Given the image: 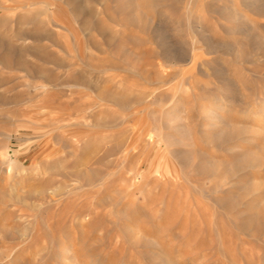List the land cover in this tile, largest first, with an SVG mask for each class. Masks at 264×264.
Listing matches in <instances>:
<instances>
[{
  "label": "rangeland",
  "instance_id": "374dc122",
  "mask_svg": "<svg viewBox=\"0 0 264 264\" xmlns=\"http://www.w3.org/2000/svg\"><path fill=\"white\" fill-rule=\"evenodd\" d=\"M257 2L0 0V264H32L12 244L45 220L82 251L129 233L161 264H264Z\"/></svg>",
  "mask_w": 264,
  "mask_h": 264
},
{
  "label": "bare ground",
  "instance_id": "6f19581e",
  "mask_svg": "<svg viewBox=\"0 0 264 264\" xmlns=\"http://www.w3.org/2000/svg\"><path fill=\"white\" fill-rule=\"evenodd\" d=\"M71 2H72V0H70ZM69 0H68V2H70ZM83 1H85V0H83ZM228 1V0H227ZM251 1V0H250ZM105 2V1H104ZM106 3V2H105ZM103 4V3H102ZM32 5V4H31ZM207 5V4H206ZM207 7V6H206ZM210 7V6H209ZM234 7V6H233ZM254 7V8H253ZM252 8V10L253 11H255V12H257L258 14H260V16H262V15H264V0H258V2L253 6ZM105 8H107V7H105ZM235 8V7H234ZM94 13V12H93ZM108 13V12H107ZM107 13H106V16L108 17V15H107ZM110 13V12H109ZM108 13V14H109ZM89 15H90V13H88ZM87 14V15H88ZM93 15V14H92ZM224 15V14H223ZM239 15V14H238ZM257 15V14H256ZM110 16H113L114 17V15H110ZM109 16V17H110ZM211 16V15H210ZM245 16V15H244ZM181 17V16H180ZM190 18V17H189ZM214 18V17H213ZM198 19V18H197ZM100 21L102 20V19H99ZM117 20V19H116ZM193 20H194V18H193ZM239 20V19H238ZM103 21L104 20H102L101 22L103 23ZM108 21V20H107ZM96 22V21H95ZM95 22H94V24H95ZM115 22V21H114ZM122 22V21H121ZM97 23V22H96ZM118 23V22H117ZM255 23H258V22H256L255 21ZM98 24V23H97ZM238 24V23H237ZM85 25V24H84ZM92 25V24H91ZM96 25V24H95ZM102 25H105L104 23L102 24ZM85 26H89V24H88V22L86 23V25ZM94 26V25H93ZM233 26H234V24H233ZM235 26H237L236 24H235ZM238 26H240V25H238ZM237 26V27H238ZM254 26H256V25H254ZM98 26H96L95 27V29L97 28ZM211 27H213L212 25H211ZM241 28H242V26H240ZM105 28V27H104ZM213 28H215V27H213ZM231 28H232V25H231ZM35 29V28H34ZM98 30H99V28H97ZM96 29V30H97ZM140 29H142L141 27H140ZM189 29V28H188ZM216 29H217V27H216ZM220 30H221V28H219ZM218 29V30H219ZM233 29V28H232ZM235 30H237V28H234ZM103 28H101V31H100V33H102L103 32ZM215 30V29H214ZM213 30V31H214ZM222 30H224V29H222ZM241 30V29H240ZM255 30H253V32H254ZM249 32V31H248ZM256 32V31H255ZM254 32V33H255ZM99 33V32H98ZM99 33V34H100ZM215 33V32H214ZM213 33V34H214ZM226 33V32H225ZM259 32H257V33H255V35H257ZM241 34V33H240ZM215 35V34H214ZM239 34L237 33V36H238ZM249 35H251V33L249 34ZM93 36V35H92ZM106 36V34H104L103 35V37H105ZM112 36H114V35H112ZM112 36L110 35V37L112 38ZM117 36V35H116ZM115 36V37H116ZM245 36V35H244ZM242 37V36H241ZM248 37H251V36H248ZM106 38H107V36H106ZM108 38H109V36H108ZM93 39V38H92ZM92 39H90V43L92 44V46H95V47H97L96 45H97V42H95V41H92ZM245 39V38H244ZM244 39H243V42H245L244 41ZM249 39V38H248ZM105 40H108V39H104V41ZM239 40H240V38H239ZM242 40V39H241ZM111 41V40H110ZM110 41H108V42H110ZM252 41V40H251ZM239 43V42H238ZM237 43V44H238ZM6 44V43H5ZM100 44V43H99ZM102 44H103V42H102ZM236 44V45H237ZM240 44H242V43H240ZM240 44H238V45H240ZM244 44V43H243ZM263 44V43H262ZM261 44V45H262ZM234 45V44H233ZM249 45V44H248ZM101 46H99L98 48H100ZM251 47H254L255 48V45H251ZM94 48V47H93ZM137 48V47H136ZM23 49V48H22ZM97 49V48H96ZM103 49V48H102ZM243 49H245V48H243ZM100 50H101V48H100ZM104 50V49H103ZM102 50V51H103ZM260 50V49H259ZM22 51V50H21ZM106 51V50H105ZM244 51V50H243ZM252 51V50H251ZM255 51H257V49L255 50ZM260 52V51H259ZM261 52H263V51H261ZM35 53V52H34ZM238 53H240V52H238ZM237 53V54H238ZM241 53H242V55H240V54H238L240 57L241 56H243L244 57V52H242V50H241ZM256 53V52H255ZM264 53V52H263ZM223 54V53H222ZM245 54H247V53H245ZM259 54V53H258ZM262 55H264V54H262ZM261 54H260V56H262ZM256 56V55H255ZM254 55H252L251 54V58H249L248 59V61H250V62H252V64L254 65V68H255V70L256 69H262V68H264V61L263 62H261V61H259L258 59H256L257 57H255ZM258 56V55H257ZM259 56V57H260ZM108 60V59H107ZM107 60H106V62H107ZM238 60H239V58H238ZM241 60H243V58L241 59ZM244 60H247V59H244ZM65 61V60H64ZM109 61V60H108ZM225 61V60H224ZM230 61V60H229ZM51 62V61H50ZM239 62H242V61H239ZM110 65H111V67H117V66H119L120 64L117 62V61H111L110 60V62H108ZM231 65H232V62L230 63ZM229 64V65H230ZM244 65H245V63H243ZM240 65H241V63H240ZM244 65H243V68H244ZM102 66H104V65H102ZM226 66H227V64H226ZM233 66V65H232ZM247 66V65H246ZM227 67H229V66H227ZM119 68V67H118ZM234 67H232L231 69H233ZM252 68V67H251ZM254 68H253V70L252 71H254ZM230 70V69H229ZM244 70H245V68H244ZM30 71V70H29ZM236 71V70H235ZM257 71H259V70H257ZM264 71V69L262 70V72ZM260 72V71H259ZM237 74V73H236ZM258 74H261V73H258ZM263 74V73H262ZM236 77V76H235ZM242 78H244V77H242ZM264 78V77H263ZM53 79V78H52ZM249 79V78H248ZM238 80V79H237ZM236 82V81H235ZM261 83H262V88L264 89V80L263 79H261V81H260ZM252 87V86H251ZM259 88V87H258ZM261 91V90H260ZM259 91V92H260ZM252 92V91H251ZM259 94H261V93H259ZM250 97V96H249ZM22 210V209H21ZM24 210V209H23ZM25 211V210H24ZM22 213V212H21ZM26 214H27V212H26ZM80 214V213H79ZM22 215V214H21ZM71 216V215H70ZM69 216V217H70ZM75 214H72V218H71V221H73V220H75V221H80V216H79V218H76L75 219ZM78 216V215H77ZM45 220V219H44ZM43 221V220H42ZM46 221V228H40V227H35V229H34V233H32V234H29V240L27 241V242H22V241H15V242H13V244H12V246H16L17 247V250L18 251H20V252H22V253H24L25 252V255L24 256H26V257H28V258H30L31 259V261L33 262L32 264H98V262H96L93 258V256H101V259H102V263H104L105 262V264H113V262H115L116 260L118 261V259H117V257L118 256H120V255H122L121 257H123V256H125V250L127 249V250H129V248H134V249H137V251H139V255L140 256H142L143 258H145V261H146V264H161L160 263V259L162 258V252H161V249H160V240H159V238H153V241L152 242H150V243H152V244H150V247H148V243L147 242H145V241H141L137 236H135V235H131V234H129V233H126L128 236L126 237V241L125 240H123V239H121L122 238V236H123V233H122V236H121V233H117L116 234V236H115V239H114V241L109 245V246H107L106 248L104 247V245L103 244H101V245H99V246H97V247H94V248H91L90 250H88V251H85V250H80L81 248L78 246V244H80V242L79 241H76L74 238H76V235L78 234H75V231L74 230H71L70 232L68 231V232H64V234L62 233V232H60L59 230H57L56 231V229H53L52 227H51V224L49 223V222H47V220H45ZM80 223V222H79ZM3 224H4V222H3ZM0 225H2V224H0ZM130 226V225H129ZM56 228V227H55ZM33 231V230H32ZM153 231H155V230H153ZM136 232V231H135ZM104 233V232H103ZM142 234V233H141ZM49 235V239H47V237L46 236H48ZM18 236L20 237V238H22V239H24V238H26L27 237V234H26V232L25 231H22V232H20L19 233V231H18ZM83 236V235H82ZM134 236V237H133ZM106 237V236H105ZM99 238H100V240L103 238V234H100L99 235ZM125 238V237H124ZM76 239H79V238H76ZM93 239H95V238H93ZM25 240V239H24ZM34 240H37V241H35V243H33L34 245H36V246H41V250H44V252H43V254L42 255H38L37 257L34 255V254H32V253H30V247H31V245H32V241H34ZM146 240V239H145ZM82 245V244H81ZM68 246H71V250H73V252H72V259L73 260H71V261H69V262H59V260L58 259H56L53 255H52V253H53V251L56 249V247L57 248H64V247H68ZM150 251V253H149V256L148 255H145V251L147 252V251ZM138 254V253H137ZM138 255V256H139ZM21 256V255H20ZM126 256H128V260H127V262H132L133 260H136L137 258H138V256H135L133 253H128ZM18 257V256H17ZM140 258V257H139ZM97 259V258H96ZM100 259V258H99ZM141 259V258H140ZM169 260V259H168ZM62 261V260H61ZM39 262V263H38ZM120 262V261H119ZM101 264V263H100Z\"/></svg>",
  "mask_w": 264,
  "mask_h": 264
}]
</instances>
